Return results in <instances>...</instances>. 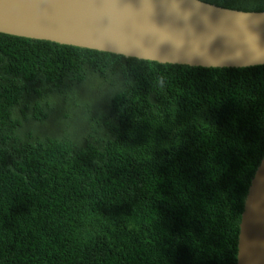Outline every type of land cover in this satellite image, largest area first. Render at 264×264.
Masks as SVG:
<instances>
[{"label":"trees","instance_id":"16d2710c","mask_svg":"<svg viewBox=\"0 0 264 264\" xmlns=\"http://www.w3.org/2000/svg\"><path fill=\"white\" fill-rule=\"evenodd\" d=\"M263 155L264 64L201 68L0 32V264H237Z\"/></svg>","mask_w":264,"mask_h":264},{"label":"water","instance_id":"95a60500","mask_svg":"<svg viewBox=\"0 0 264 264\" xmlns=\"http://www.w3.org/2000/svg\"><path fill=\"white\" fill-rule=\"evenodd\" d=\"M0 32L201 68L264 64V11L203 0H0ZM248 186L237 264H264V155Z\"/></svg>","mask_w":264,"mask_h":264},{"label":"clouds","instance_id":"9594fccd","mask_svg":"<svg viewBox=\"0 0 264 264\" xmlns=\"http://www.w3.org/2000/svg\"><path fill=\"white\" fill-rule=\"evenodd\" d=\"M158 83L161 87H163V83H164L163 77L159 78Z\"/></svg>","mask_w":264,"mask_h":264}]
</instances>
